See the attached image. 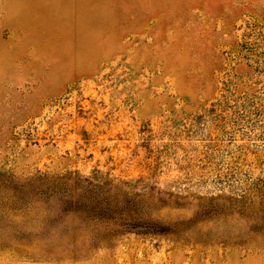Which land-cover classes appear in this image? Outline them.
<instances>
[{"label":"rangeland","instance_id":"374dc122","mask_svg":"<svg viewBox=\"0 0 264 264\" xmlns=\"http://www.w3.org/2000/svg\"><path fill=\"white\" fill-rule=\"evenodd\" d=\"M0 264H264V0H0Z\"/></svg>","mask_w":264,"mask_h":264}]
</instances>
